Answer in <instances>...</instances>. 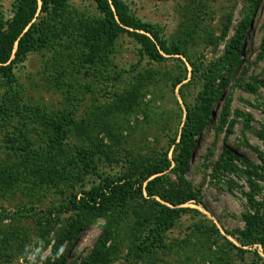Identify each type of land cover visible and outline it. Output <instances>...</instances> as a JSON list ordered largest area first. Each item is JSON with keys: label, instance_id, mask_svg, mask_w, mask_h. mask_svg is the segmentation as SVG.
<instances>
[{"label": "rangeland", "instance_id": "rangeland-1", "mask_svg": "<svg viewBox=\"0 0 264 264\" xmlns=\"http://www.w3.org/2000/svg\"><path fill=\"white\" fill-rule=\"evenodd\" d=\"M122 1L181 55L154 62L93 0H68L37 16L33 48L0 76V264H83L108 225L106 264H264L261 242L240 236L245 215L264 214V0ZM16 6L0 0V24ZM217 88L180 174L187 112ZM228 152L254 167L227 170ZM156 163L169 165L156 196L108 210L69 247L74 198L109 178L146 187ZM164 206L184 210L159 233Z\"/></svg>", "mask_w": 264, "mask_h": 264}, {"label": "trees", "instance_id": "trees-1", "mask_svg": "<svg viewBox=\"0 0 264 264\" xmlns=\"http://www.w3.org/2000/svg\"><path fill=\"white\" fill-rule=\"evenodd\" d=\"M68 0H17V6L12 20L6 24H0V76H8L13 72L14 66L22 63L34 45V21L39 14L49 13L53 8L59 7ZM98 11L103 15L105 23L112 30H120L130 34L143 48L145 55L154 62L163 61L166 56H179V48L169 46L166 41L153 30L150 24H143L131 18L127 7L122 0H93ZM247 26L244 27V29ZM243 32V31H242ZM244 34V32L242 33ZM233 56L229 57L231 65L238 67L241 60L240 55L243 49L236 45L233 49ZM222 88L212 90L211 100L201 110H189L186 122L181 131L179 143L176 144L174 163L180 174L187 171L193 151L196 147L198 137L206 130L208 123L213 120L211 105L215 100H220ZM229 98V97H228ZM225 156L224 166L232 170L234 160L240 161L247 169L254 167L251 162L241 159L233 152ZM263 156L262 154H260ZM168 166L156 163L151 166L147 173V180L153 178L144 186L143 182H136L131 179H106L98 187L88 190L82 194L80 200L74 198L71 205L79 211V216L71 218L70 228L64 241L72 248L80 236L93 224L94 219L104 215L113 208H123L129 200L142 198L144 194L152 198L157 195V188L162 183V177ZM249 172V170H248ZM252 173V172H249ZM196 195L188 193L183 201L195 200ZM182 201V202H183ZM172 203V202H171ZM180 203V202H179ZM176 207V206H175ZM184 209H171L162 207L156 219V227L162 233L167 226H172L173 220L178 218ZM83 213L80 215V213ZM246 229L241 233L242 243H253L260 241L264 247V214L245 215ZM111 226L108 225L95 242L94 248L83 264H106L109 263L107 246L111 241ZM248 245V244H247Z\"/></svg>", "mask_w": 264, "mask_h": 264}]
</instances>
